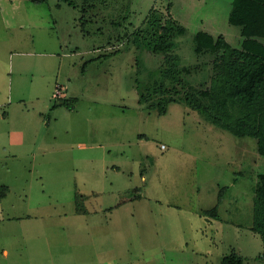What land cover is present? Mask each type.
Wrapping results in <instances>:
<instances>
[{
  "label": "rangeland",
  "instance_id": "obj_1",
  "mask_svg": "<svg viewBox=\"0 0 264 264\" xmlns=\"http://www.w3.org/2000/svg\"><path fill=\"white\" fill-rule=\"evenodd\" d=\"M68 1L72 5L0 0V46L54 53L40 101L32 102L30 92L21 103L26 122L40 130L27 134L32 143L0 153V264H67L56 262L63 248L55 247L66 239L75 245L68 264H98L100 257L101 264H221L231 252L242 264H264L263 239L251 230L257 176L264 174L256 140L237 137L180 102L164 104L162 114L149 110L179 85L165 78L163 55L145 49L137 34L153 14L183 28L172 37V53L178 68L196 66L200 74L178 78L199 86L209 77L213 55L195 54L197 32L240 48V27L228 22L232 0ZM22 58L36 79L46 58ZM16 59L5 72L13 103L22 89ZM55 82L66 87L59 99L51 98ZM97 180L119 191L115 200L128 198V188L149 200L132 201L133 219L122 212L116 227L100 229L101 212L72 214L86 189L101 184ZM213 208L212 225L204 224L200 212ZM50 224H57L61 245L50 243Z\"/></svg>",
  "mask_w": 264,
  "mask_h": 264
},
{
  "label": "trees",
  "instance_id": "obj_2",
  "mask_svg": "<svg viewBox=\"0 0 264 264\" xmlns=\"http://www.w3.org/2000/svg\"><path fill=\"white\" fill-rule=\"evenodd\" d=\"M28 1L41 4L47 0ZM62 1L72 5L68 0ZM228 22L240 27V48H233L222 36L202 31L194 35L195 54L213 55L207 81L195 86L190 78L178 76L200 74L196 73V66L178 68V57L172 53V37L184 29L171 19L160 21L154 14L151 16L148 26L137 33L140 43L150 52L163 55L164 76L172 77L181 93L173 86L175 95L147 108L162 114L164 104L180 102L237 137L254 138L258 154L264 157V0H232ZM159 87L164 92V86ZM145 98L141 94L139 103L144 105ZM254 196L251 230L260 234L264 243V174L257 176ZM215 210L207 213L213 214ZM261 258L264 260V253ZM242 263V257L235 252L221 259V264Z\"/></svg>",
  "mask_w": 264,
  "mask_h": 264
},
{
  "label": "crops",
  "instance_id": "obj_3",
  "mask_svg": "<svg viewBox=\"0 0 264 264\" xmlns=\"http://www.w3.org/2000/svg\"><path fill=\"white\" fill-rule=\"evenodd\" d=\"M16 28H18V30L21 32L25 30V27L22 25L21 26L19 25ZM19 39H21L22 43L26 41V38L24 37V35ZM27 56L28 57L36 56V57L46 58L44 63L41 65V69H40L41 72L39 73V75H37L36 79L34 78L35 76L33 72L29 69L30 67H29L28 60L22 58V57H27ZM14 57L18 58L16 59V62H17V65L19 66L18 68H20L19 78H20V83L22 87L21 91L16 95L17 100L15 103H13L10 100L11 93H10L9 86L5 87L6 64L8 65L7 69H9V71H12V67H13L12 60L14 59ZM53 57H54V53L48 52V51L10 52L9 48L0 46V153H2L3 151L8 152L11 147L19 148V147L26 146L29 143H32L33 141L31 142L30 140H28L27 134H29L30 132H33L36 134L40 130L41 128L40 124L31 125L29 122H26L28 111L21 106V103L25 101L26 99L30 100V98H25V94L30 93V92H33L32 95H33L34 101L32 102L36 103L40 101L41 94L45 93L46 89L48 88L50 84V79H48V76L46 74L48 72L46 71H48L50 67L52 66L51 58ZM8 74L10 75V73ZM9 79L10 77L8 76L7 80ZM26 79L28 80L27 86H26L27 83L25 84L22 83V81ZM34 80H36V82H34ZM30 88L32 89L28 90ZM57 88L59 89L58 96L55 94ZM25 89L27 91H24ZM65 92H66V87L59 84L58 82H55L51 98L59 99L65 94ZM37 113L38 112L33 113L32 116H37L36 115ZM143 179L144 177H142V180ZM100 182L101 184H98L97 186L94 185L95 186L94 189L93 188L86 189V193L83 194L84 199H82L81 197L82 202L80 203L78 202V200H76V202L74 203V210L72 209L73 215L78 216V217L83 216V218L86 215L89 216L91 214H94L96 216L97 214H100L101 212L102 215H101L100 229L102 228L103 230H108L107 227L110 225L109 223H111V226L116 227V225H118L119 221H121L122 219V215H121L122 212H127V214H129V217H128L129 220L133 219L134 214L132 212V209L130 208V205L133 203L132 201L135 199L141 200L142 198L143 200L148 199L147 196L145 197L144 193L138 192L135 187L134 191H137V192H133L132 194H131L132 189L131 188L127 189L128 193H130L128 198L123 199V200H115L116 199L115 194L119 191L112 190V187H113L112 184H111V187L108 189L102 180L101 181L97 180V183H100ZM3 195H6V194H3ZM92 196H95L93 198V201L97 199H100V201L97 204H94L93 201L92 202L90 201L91 199L90 197ZM155 202H158L161 204L160 200H155ZM57 204L58 203L54 201L50 204V207L53 206L51 208L56 209ZM171 205L173 206L174 204H171V203L167 204V206H171ZM211 210L212 209L210 210L207 209V210L200 212V218L205 220L203 221L204 224L206 223V224L212 225L213 223L212 220L208 218V216L209 215L211 216V214L207 213V212H210ZM90 218L94 220L93 216H91ZM129 220L126 221V225L131 228V224ZM215 222H216V218H215ZM56 226L57 224L49 225V229L51 231L49 235L50 243L53 245H61L62 242L64 241L59 239L62 235L58 231H54L56 230ZM86 230H88L87 226H86ZM66 232H67V228H66ZM71 234L72 232H69L67 235L69 236ZM123 234L124 236L127 235L126 233H124V231L122 232V235ZM130 235L131 234L128 235V238L130 237ZM70 241L72 240L66 239L65 240L66 243H64V245L55 246L57 247L56 249H58V247L63 248V250H59V253H56V251L58 250L55 251V253L57 254L56 262L60 260H62V262L67 263V264L72 261L74 262L73 254L75 253V251L73 250L74 252H72V247H74L75 245L73 242H70ZM80 241L82 243L84 242V240H80ZM76 246L82 247L83 245L78 244ZM5 254H7L6 251H5ZM140 254L142 255V253ZM141 255H138L139 258L142 257ZM87 257H88L87 254L85 255L82 254V257H81L82 262H86L88 260ZM98 260L100 261V262L97 261L98 264H101V257ZM130 264H132V260H130Z\"/></svg>",
  "mask_w": 264,
  "mask_h": 264
},
{
  "label": "built area",
  "instance_id": "obj_4",
  "mask_svg": "<svg viewBox=\"0 0 264 264\" xmlns=\"http://www.w3.org/2000/svg\"><path fill=\"white\" fill-rule=\"evenodd\" d=\"M57 96L59 95V89L57 88L56 93ZM163 147V146H162Z\"/></svg>",
  "mask_w": 264,
  "mask_h": 264
}]
</instances>
